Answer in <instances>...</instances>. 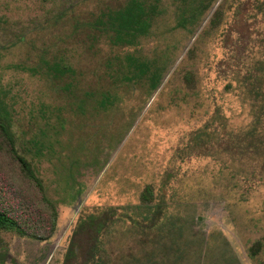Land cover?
Wrapping results in <instances>:
<instances>
[{
    "label": "rangeland",
    "instance_id": "374dc122",
    "mask_svg": "<svg viewBox=\"0 0 264 264\" xmlns=\"http://www.w3.org/2000/svg\"><path fill=\"white\" fill-rule=\"evenodd\" d=\"M122 2L0 0V108L41 183L0 158L27 230H0V264H65L91 216L111 264H150L155 239L124 218L142 215L134 207L148 185L180 228L185 264H264V144L241 150L255 113L242 78L264 70V0H160L128 47L76 29ZM238 13L244 50L228 36ZM65 64L57 83L42 73ZM175 245L156 258L171 260Z\"/></svg>",
    "mask_w": 264,
    "mask_h": 264
},
{
    "label": "trees",
    "instance_id": "16d2710c",
    "mask_svg": "<svg viewBox=\"0 0 264 264\" xmlns=\"http://www.w3.org/2000/svg\"><path fill=\"white\" fill-rule=\"evenodd\" d=\"M160 0H156L155 4H147V0H124L118 5L116 9H111L105 13H99L94 16L92 21L80 24L76 22V29L86 28L93 31L97 36H105L110 45L115 47H128L142 36L148 33L150 22L156 12V4ZM248 19V18H247ZM245 19L242 13H238L235 22L238 24L235 29L230 31L229 35L236 33L241 38V50H244L246 43L244 39L248 37V31L245 24L248 20ZM234 35V34H233ZM249 38V37H248ZM235 49H232L233 52ZM241 53H244L241 51ZM246 56L241 54V67L244 66ZM230 63V59L228 61ZM227 63V66H229ZM260 64V63H258ZM261 65V64H260ZM66 72L70 73V68L65 65H52L48 67L46 72H42L49 78L51 82L57 83ZM264 78V70L259 68L253 79L252 74H245L242 78V83L248 87V91L253 94L254 119L249 128L241 132V150L249 152L250 148L258 144H264V88L257 83L259 79L262 81ZM253 80V81H252ZM72 83L64 84V87L70 86ZM105 96V95H104ZM104 99V97H103ZM254 143H256L254 145ZM14 135L11 130V124L5 118V114L0 108V158L6 157L10 169L16 170L27 181L32 183L34 187L41 189V183L35 176L30 164L25 159L19 156L15 150ZM10 182V183H9ZM8 188H14V181L7 179L4 170L0 165V230L13 231L19 235H26L27 230L24 227L26 223L20 222L18 216L14 213L13 207L10 205V196L7 197ZM153 191L148 185L144 188L140 195V203L134 209L142 210V215H125V219L133 223L132 227L138 230L140 235H151L155 241L151 244L152 250L149 252V258L152 259L150 264H185L188 252L179 247L182 240L180 228H175V223L170 220L167 221L165 215L161 214V207L152 204ZM9 204V205H5ZM99 219L91 216L90 218L83 219L79 224L77 231L73 234V240L68 248L67 260L65 264H79L81 260L83 264H111V254L106 252L101 246L102 240L100 238V231L98 230ZM110 226V224H109ZM93 230L91 234L87 230ZM179 234H177V230ZM86 238L87 242H84ZM81 238V239H80ZM189 239V238H188ZM166 242L170 243L171 255L173 258L167 260L166 258H156V249ZM86 244V245H85ZM184 244V243H183ZM86 249V253L83 249ZM169 248V247H168ZM85 255V256H84Z\"/></svg>",
    "mask_w": 264,
    "mask_h": 264
}]
</instances>
